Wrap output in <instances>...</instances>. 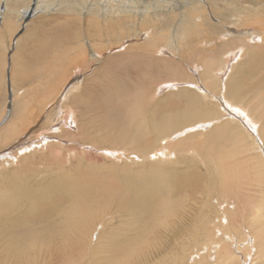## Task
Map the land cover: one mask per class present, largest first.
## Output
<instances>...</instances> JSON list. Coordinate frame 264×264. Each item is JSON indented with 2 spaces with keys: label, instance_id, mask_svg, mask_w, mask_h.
Returning a JSON list of instances; mask_svg holds the SVG:
<instances>
[{
  "label": "bare ground",
  "instance_id": "6f19581e",
  "mask_svg": "<svg viewBox=\"0 0 264 264\" xmlns=\"http://www.w3.org/2000/svg\"><path fill=\"white\" fill-rule=\"evenodd\" d=\"M3 1L5 2L6 6L10 10V11L6 10V8H5L6 14L8 12L12 13L13 10H16V8L17 9L20 8V6L25 4L26 7L21 12L23 15V19L27 18V15H30V13L36 14L38 11H42V8H43L42 6H40V2H42L43 0H3ZM88 1L89 0H82V1L65 0L62 3L63 7H61V9L67 13H80L81 15H92V16H97L100 19V22L98 23V25H94L97 28L94 26H91L88 29V32L90 31L89 34H87L86 32L84 33V34H86V36L87 35L88 36L90 35L89 37H91L92 35L93 36H99L101 34L99 24H103L102 27L105 28V30H106V35H105V33H103V36L107 37V35H108L107 31L112 30V28H115V31H113V35H112L111 39L115 38V40H116V38H117V39L121 40V38H123V37L139 36L140 39H142L143 41L145 40L143 47H141L140 44L139 45H130L129 44L130 45L129 49L131 48V50H133V51L134 50L135 51L136 50L137 51L149 50V51H152L150 53H152V54L155 53L154 54L155 56L156 55L158 56L159 54H162V55L166 54L167 49L171 50L173 47H175L176 43H179L181 45L184 43H187V46L190 47L191 44H189V42H190L192 35L200 36L201 34H205L206 36H208V34L211 31L216 30L218 28V25H219V23L213 24L212 23L213 19L215 20L218 17L219 18L218 22H222L221 20H223L224 22L229 20V19H227V20L224 19V18L229 17L227 10L235 11V12L240 13V14H245L242 17V21L238 20L237 22H233V23H237V25L241 28L235 29L234 30L235 32H233V33L232 32L227 33L228 36L226 38L222 39V41L220 42V43H222L223 41H225V44L229 45L231 42L233 43L234 41H237L236 42L237 45L234 48H232L231 50H227L226 52L223 51L224 46H222L221 44H220L221 47L217 45V48H214L216 54L219 57L221 56L222 53L223 54L227 53V56H228L227 59L224 60L225 62H227V64L225 65V67L223 69H221V72L218 73V75L221 76V78H219V80L212 78V76H214V71L219 70L217 63H214V64L209 65V66H211L210 69H206L208 71V73H210V76L206 79L207 80L206 84H208V85L197 84L198 89L202 91V94L205 97L208 96L207 95L208 92H211V89H212L211 87H214V88L220 87L221 89H219L218 91L221 92V94L213 96V98L216 99L217 101H220L221 103L220 102L217 103V102H208L207 101V104L206 103L203 104L201 102V97L198 93L184 92V95L190 96L191 98L194 99V101L192 102V104L189 108L176 111L175 109H172L173 103L169 104L167 102L165 103L162 101H157L156 104H158V109L151 108L148 111V113L146 112L147 113L146 115H148L149 119H155L157 116L161 117L160 120L158 121V123L154 124V121L151 122V125H149L151 127V129L144 130L145 126L149 123L148 120L138 119V121L136 123L135 119H132L131 123L134 122V125H135L136 130H137V131H135V132H137V135H136L137 137L135 139H131L129 141L127 139V140L122 141V142L119 140L120 143H118L116 140H114V141L113 140H107L108 144L111 147L115 148L114 151H110L109 149H107V152L109 151L110 154H115V153L124 154L121 151L122 147H119V146H124V147L128 148V150H129L128 156H129V160L131 161L130 166L128 165L126 167H122L121 169L116 168V169H114V174H113L114 176H119V175L123 176V179L125 181V183H124L125 192L124 193L126 194V192H127L129 195L128 196L129 199L126 198L127 196L125 195V198L127 199L128 205L126 206V205L122 204L120 206L119 203L121 204L123 202H118L117 206L118 207L120 206L121 208L115 209L114 208L115 206H114L113 212L112 213L110 212L111 214H108L109 211L106 208V210L108 211V213L106 215L107 218H105L103 216V221H108V219L110 218L109 219V220H111L110 222L114 221V219L116 217L119 218V221L121 223L117 227H115V228L113 227V228L116 229V231H119L120 234H122V236L126 235L127 233H130L127 235H131V237L129 239H128L129 236H127V237L124 236V238H125L124 240H126V241L129 240L127 242L124 241L125 243L124 242L122 243L121 241H116V240L112 243L114 248H115L114 250L116 252L115 251L113 252L111 259L108 258L110 256L104 257V258H101V257L99 258L97 256L94 257V255L91 254V252H94V251H92L93 249H90L91 244H92L91 243L92 240L89 239V240H91L90 242H88L89 240H87V242H85L86 240H83L84 235H85V238L87 237L86 235H89V233H87V232L91 230L90 227H92V226H90V225L95 223L94 221H95L96 217L98 216L97 213L94 212L96 210H93L95 203L98 204L96 199L94 200L93 194L95 193V195L100 197V198L104 197V195L107 193V190L106 191L104 190L106 187H98V188L94 187L95 192L92 194L89 185H87V183H86L87 180H86V182L85 181L83 182V181L70 180L69 178L72 179V177H73V176L71 177L70 174L67 176L65 174L60 175V176L54 175V177H50L46 181L30 187L28 183L18 182V180L15 176L18 171L14 170L12 172H8L7 174H8V179L10 182L9 187L7 190L0 192V264H51L50 259L46 258L49 255L48 249L53 248V246L58 242L59 236L62 238L63 237L66 238V240L67 239L70 240L71 244H73V243L79 244L77 246H80V244L84 245L85 247H87V248H85L86 253L83 254L80 252V254H82V255L88 254L87 256H89V254H91L94 257L93 259L90 258L89 262L86 259H83L86 261L82 260V261L77 262L78 256H77V259H76V257L75 258L72 257V258H74V260L76 259L75 261L73 260L75 262L74 264H92L94 262H98L97 264H159L162 261V260H159V258L160 257L162 258V256L155 257L153 252L155 250L156 251L160 250L159 253L157 254V255H160V253H163V251L165 252V254H166V251H168V250L171 251L169 254H166V255H164V253H163L164 257L165 256L167 257L168 255L172 254V252H174V251H172L171 249H173L174 246L172 247L171 245H174L173 244L174 240L177 237L178 238L188 237L187 241L182 244V247H185L183 249L184 254H183L182 260L187 261V264L189 263L188 260H192L191 261L192 264L193 263L194 264H205V262H206V264H218V263L219 264H264V234L262 233V231L264 232V204L262 203V201L257 202L258 198H255L254 195L251 194L247 190V188H246L247 184L244 181L243 174L241 172H238L237 170H235V165L233 163H231V161L229 160L228 156H233L234 153H236V150H235V152H234V150L233 151L228 150V156H226L224 154L222 155L219 153H217V155L215 153L212 155L210 152H208L206 154L205 158H212L211 160L216 161L217 162V165H215V166H217L216 168L211 163L207 162L210 159L207 160L205 158H202L203 162H202V164H200L197 161L198 159H195L193 157L192 158L188 157V158H186L185 162L187 163L188 167L191 170L185 169L184 171H181V170H179L181 168L180 161H179V166H180V168H179L178 166H176V163L170 162L171 160L170 161L164 160V159H167L168 157L172 158L173 156L174 157L176 156L175 153L169 148L170 141H169V143H167L169 140L168 139L169 138L168 133L170 131H172L174 128L183 127L186 124L192 123L193 125H191V126H189L190 124L186 125L187 129L185 131H183L182 133L180 132L181 134H177L175 136V138H176V137L183 136V135L187 134V135L191 136V140H192L193 133H192V135H191V133L188 134L190 131H194V130L199 129V128L202 129V131H203V129H205L208 126H209V129H212L210 127L213 126L214 124L218 123L219 121L220 122L223 121L222 123H220L221 125L216 124L217 127L213 126V128H214L213 131L210 130L211 132H209V130H208L207 133L209 132V134L214 135L213 132L215 131L216 128H217V130H226L227 128L228 129H235V128H231L232 124H231V126H229V123L232 121L231 117L240 120L244 124V128L246 129V131H248L249 134L253 137V140L255 141V143H256V141L259 142V143H257L258 148L261 146L260 149L264 150V125L262 123V122H264V115L262 116V118L260 120H258L256 118V115L261 114V110L264 106V97H258V98L253 97L252 95L256 91L250 90L251 88L250 89L245 88V86H246L245 81H247V79L245 78L246 80H243V79H241L242 77H239L240 81L236 82L235 75L232 74L235 67L237 68V70H236V73H237L239 67H241V65L243 64V61L245 60L244 56L246 54L245 51L256 49L259 46V45L253 46L252 44H258V43H256L257 40H259V42H263V44H264V28H262L260 26L249 27L250 18H248L249 15H252L254 18L256 16H258V18L263 16V18H264V0H181V2H175L174 0H91L93 2V4H95L94 6H91L89 4L85 5ZM1 2H2V0H1ZM34 3L36 6L33 7ZM206 3H207V6H206ZM220 10H224V11H220ZM7 15H10V14H7ZM232 15L234 16L233 13H232ZM176 17H178L179 19L176 21L175 29L171 32H168V34L165 35V38L167 37V40L163 39L164 42L166 41L165 43H163L161 40V38L164 37V36H161L163 34H160V36H158L157 34H153L152 27L156 28L155 33L159 32L160 29H158V28H169V26L172 24V22L174 21V19ZM254 21H255V19H254ZM254 21L252 22V24L253 23L259 24L260 23V20H258L256 22H254ZM263 21H261V23ZM214 23H216V22H214ZM67 25L68 24H66V26ZM69 25H71V24H69ZM73 26H74V24H73ZM73 28H71V29H73ZM77 30H79V29H76V31ZM77 32H79V31H77ZM58 33H57V35H58ZM60 33H61V31H60ZM76 34H78V33H76ZM124 34H125V36H124ZM234 34H236V35L233 36ZM59 35L62 36V33ZM59 35H58V37L61 38ZM71 35H74V34H71ZM81 35L83 36V33H81ZM76 36L77 35H75V37ZM50 37H51V35H50ZM156 37L159 40L158 42L156 40ZM79 38H82V37H79ZM75 39L76 38H74V41H75ZM53 40L56 41V40H60V39H55V37H53ZM62 40H64V39L61 38V41ZM68 40H69V43L72 42V41L70 42V39H68ZM50 41H52V40H50ZM134 41H136V40H134ZM206 42H209V40H206ZM122 43H123V41H122ZM46 44H44V47ZM49 44H52V43H49ZM79 44H81V43H79ZM79 44L77 46H79ZM83 44H85V42ZM117 44H118V42H117ZM135 44H138V43L135 42ZM150 44H153V45L157 44L158 47L153 48V45H150ZM162 44L166 46V47L164 46L165 49H163ZM119 45L120 46H118V47L120 49H122V48L124 49V47H128V45H126V44L124 45V43L119 44ZM159 45L162 47V49L159 47ZM260 45H262V44H260ZM93 46L89 45V47L86 49H89L91 54L95 53V54H93L94 55L93 60L95 61V59L103 57L104 55H100L99 52L97 53L94 50ZM115 46H116V44H115ZM51 47H52V45H51ZM60 47H62V46H60ZM84 47H86V46L84 45ZM97 47H100V46H97ZM248 47H250L251 49H249ZM64 48H65V46H64ZM67 48H69V47H66V49ZM115 48H113V49H115ZM101 49H102V47H101ZM45 50H46V48H45ZM199 50L205 51L206 48H204L202 46ZM74 51L79 52V50H77V49ZM74 51L72 50V52H74ZM149 51H147V52H149ZM242 52H244V54H242ZM52 53H54V52H52ZM207 53H209V52H207ZM43 54L46 56L45 53H43ZM59 54L60 53H58V56H59ZM68 54H69V52H68ZM74 54H72V55L74 56ZM60 55H62V54H60ZM13 56H15V55H13ZM69 56H70V54H69ZM239 56H241L240 57L241 62L238 61L236 63V60H237V58H239ZM87 57L84 56L83 58H87ZM205 57H206V55H205ZM162 58H164V57H162ZM234 58H235V63L231 65ZM248 58H249V61L253 60V58L251 56H248ZM155 59H157V58H155ZM63 60H65L64 57L62 58V61H61L62 64L61 65H63L64 63H67V61H68V60L67 61H63ZM70 61H68V66L70 64L69 63ZM206 62L209 63V61H206ZM41 63H45V62L43 61ZM155 63H154V65H155ZM8 64L10 65V62ZM34 64H35V62H34ZM50 64L51 65L52 64L58 65V62L52 61ZM73 65H74V63H73ZM212 65H213V68L215 66L217 69L213 70ZM58 67L59 66H57V70H58ZM49 68H51V67H49ZM67 69H65V70L67 71ZM259 70H260V66H258L257 64H254V65H251V66L239 71L238 73L243 74L247 78H249L251 76L252 72H256ZM262 70H264V69H262ZM34 71H35V69H34ZM194 71L198 72L197 70H194ZM140 72H141V70L139 69V70H137L136 73L140 74ZM29 73H31V72H29ZM52 73H55V71ZM76 73H77V71H76ZM52 75H50L49 81H50V79L52 80ZM172 75H173V73H172ZM231 75H232L231 81H228L230 79ZM13 76L10 75V77H13ZM46 76H47V74H46ZM46 76H44V77H46ZM57 76L55 78H57ZM5 77H6V74H5L4 78ZM108 77H109V75H108ZM36 78H38V77L36 76ZM3 79H2V81H3ZM29 79H32V78H29ZM45 79H41V77H40L39 82L37 83V84H39V87L41 85V87H42L41 89H47V90H44V94L39 95L40 93L38 94V93H32L31 92L34 95V96H32V94L26 95L25 93H23L26 95V96H23V98L20 95L21 96L20 100L22 98V101L21 102L18 101V102H19V104H21V106L19 105L21 107V110L16 111L14 109L15 112L13 114H11V116L9 115L11 118L9 120L7 119L8 121L4 126L2 125L0 127V156L3 159L2 161H0L1 166H2V164H10V163L16 164L18 161V158L22 154L30 152L32 150L35 151L41 147H46V145L52 141V138H50L52 136L50 134L45 133V132H42L37 137L38 139L36 138L37 140H28L26 135H24L25 137L22 136L24 133L27 132V130L29 128H33L32 125L37 123L43 115H45V117L47 119L50 118V124L52 122H54V124L50 126V131L52 133H56V132H62L63 133L64 132V129L61 128L62 126L58 125L59 126L58 127L57 123L60 122V121H58L59 118L62 119V122L65 121L63 119L66 115H64L63 117L58 116L59 109L51 110L53 112V114H52V112H46L44 114V111H45L44 107H46L48 100H52V99L47 98V96H46L49 84L47 85ZM57 80H58V78H57ZM57 80H56V82H58ZM74 80H75V78H74ZM104 81H106V80H104ZM17 82L16 81L14 82L15 85ZM42 83L44 84L43 86L45 88H43ZM51 83L53 86L54 83L53 82H51ZM77 83H76V85H77ZM217 84H220V85H217ZM222 84H223V86H221ZM248 85H249V83H248ZM255 85H254V87H255ZM77 86L81 87V85H77ZM86 86H88V85H86ZM206 86H208L210 88L208 89ZM66 87L68 88V86H66ZM175 87H176L175 84H170V85L164 86V89L167 90V89H171V88H175ZM257 87H260V86H257ZM22 88H24V87H22ZM10 90L14 91V89H12V87ZM18 91H20V90H18ZM23 91H25V90L23 89ZM139 91H140V96L143 98V95H145V92H146V88L142 87L141 90L138 89V92H137L138 94H139ZM68 92H70V91H68ZM249 92H252V94H250ZM21 94H22V92H21ZM126 94L123 93L121 95V97L123 96L122 100L126 99L125 98ZM15 95H18V94H15ZM62 95H63V92H62ZM213 95H215V94H213ZM64 96H67V95L65 94ZM17 97L19 98V96H17ZM103 97H104V95H103ZM211 98L212 97H210V99ZM13 100H15V99H13ZM14 102L16 105L17 104L16 101H14ZM109 102H112V101H109ZM113 102H115V101H113ZM60 104H61V101L59 99V101L57 102V105H55V107L59 106ZM13 105H14V103H13ZM61 105L60 106L63 108V109L60 108L61 111L65 112V108L63 107V104H61ZM219 105H220V110L222 111V109H223L225 113H223V112L221 113L220 110H218L220 112H217L215 110V107H217V109H218ZM64 106H66V105H64ZM123 108L124 107H122V109ZM66 110H67V108H66ZM70 110L66 111L68 113V115L66 116V119H67L66 126L69 125L68 121H73L74 119H78L77 114L74 111H72V110L70 111ZM0 111L2 112V110H0ZM12 111H13V109H12ZM249 111L253 112L254 115L256 114L255 115V121L251 120V116L249 114ZM8 112H10V111H7V113ZM3 113H2V115H3ZM224 114L230 115L229 120L227 119V120L221 121L220 119H216L217 122L215 121V119L212 120V117H214L215 115L222 117V115H224ZM71 116H73V118H70ZM0 117H2V116H0ZM2 118H4V117H2ZM126 118H128V115ZM209 118H211L212 121H210ZM200 119L205 120V121L207 119H209V122L204 123V124H195L194 123V122H196V123L199 122ZM74 123H72V124L75 125ZM205 130H207V129H205ZM236 130H237V126H236ZM238 130H239V128H238ZM202 131H200V132H202ZM142 132L145 133V135H146V138H144V139H140L139 138L140 136H138V134L140 135V133H142ZM172 132L174 133V131H172ZM240 133L241 132L239 130L238 134H240ZM196 134H198V131H197V133H195V135ZM201 134H199V136ZM204 134H205V131H204ZM244 134H246L245 131H244ZM190 136H188V137L190 138ZM243 137H245V136H243ZM186 138L187 137H185V139ZM236 138H237V136L235 137V140L238 141V138L237 139ZM15 139H17V142L14 145H12V143ZM106 139H109V138H106ZM188 140H186V142ZM200 141H202V140H200ZM174 142H176V141H174ZM230 142H232V141H230ZM232 143H234V142H232ZM184 144H185V142H184ZM180 145H182V144H180ZM252 145H253V143H252ZM197 146H198V143H197ZM178 147H179V145H178ZM183 147H184V145H183ZM194 147H196V146H194ZM197 148L203 149L204 146L202 145V146L197 147ZM41 150H43V149H41ZM194 150H195V148H194ZM240 150H241V154L239 156H242L243 162L245 163V167L248 168L247 162L250 161V159L248 158L249 155H246V152H248V149L240 148ZM184 151H185V149H184ZM238 151H239V149H238ZM260 153H261V156L264 158V156L262 155V152H260ZM236 154H239V153H236ZM122 158H124V156H122ZM183 158H185V157H183ZM232 158H234V157H232ZM254 159H255V157H254ZM17 165H18V163H17ZM133 165L137 166V168H135ZM257 165H259V164L257 163ZM242 166L244 167V164H242ZM254 167H255V165H254ZM144 168H146V169H144ZM198 168H200L201 171H198L199 170ZM256 168H258V167H256ZM214 170L216 173L217 172L219 173V175H218L219 180L218 181L221 183V185L223 187L227 188V190L225 191V193H223V192L219 193L218 192L217 198L214 197V195L212 194V191L210 190V191H208V197L209 198L205 199V195L203 193V190H204L203 179L208 175L210 178L209 180L212 183L213 182L212 180L215 176ZM262 172L264 173V169L262 170ZM254 173H255V171H254ZM260 173H261L260 170L257 169L255 175H253V176H255L254 181H257L260 178V182L264 184V182L262 181L263 178L260 177ZM66 174H68V172H66ZM262 176H264V175H262ZM86 179H88V178H86ZM217 179H218V177H217ZM118 180H119V178H118ZM118 180H117V182H118ZM90 181H93V180L91 179ZM95 181H93V182L95 183ZM215 181H216V179H215ZM233 183H234V189L232 188ZM88 184H90V183H88ZM261 185H259V186H261ZM215 186H217V183L216 184L214 183L213 187H215ZM256 186H257V184H256ZM115 187H117V186H115ZM118 187H120V185ZM118 187H117V189H118ZM207 187H209V186L207 185ZM261 188H263V187H261ZM121 189H123V188H121ZM119 191H122V190H119ZM123 191H124V189H123ZM256 191H257V189H256ZM186 192L193 194V195H191L192 196L191 200H189L188 193H186ZM263 192H264V188H263ZM261 193H262V191H260V194ZM119 195H121V194H118V197L121 200L122 197ZM245 195L251 196L252 201L251 202L250 201L245 202L246 201V200L244 201ZM262 195H264V194L262 193ZM262 197L264 200V196H262ZM20 200H22L23 202L17 205L16 202H19ZM217 200H219V203L215 204V206L213 207V203H217ZM226 200H229L228 202L230 203V208H231V211H229L231 214L228 213V221L230 223L222 224V223H220L221 220L226 218L225 211H223L224 210L223 205L226 204ZM108 201H110V199H108ZM115 202L117 204V200H115ZM194 202H195V204H194ZM125 203H126V201H125ZM113 204H115V203H113ZM100 205H102V204H100ZM106 205H109V204H106ZM94 208H96V207H94ZM99 208H100V206H99ZM222 208H223V210H222ZM100 210H101V208H100ZM106 210H104V212ZM15 211L17 212L16 215H15ZM12 212H14L13 217L11 216ZM118 212H120V214H118ZM56 215H61L60 216L61 218L58 219L56 217ZM213 215L215 217H213ZM231 216H232V218H231ZM75 217H79L81 219H84V221H82V223H78V221L80 219L77 218L79 220L75 223L72 220V219L75 220ZM101 217H102V215H101ZM149 217H150V219H151V217H154V219L156 220L154 225L151 223L152 228L149 226L150 223H148ZM230 219L232 221H230ZM97 220H98V218H97ZM99 220L101 221V219H99ZM216 224H221L225 227H228L230 224V226L232 227L231 229H233V231L230 232V234H229L228 232H226L227 230L225 228L224 229L220 228L219 231L222 232L223 237L218 239V241H220V244H216V246H215L214 240H216V239L215 238L213 239L211 237L213 235L212 232H214V235H215L214 227ZM96 227L97 226L95 225L93 228H96ZM97 228H100V227H97ZM105 229H106V226H105ZM110 229H109V232L107 230L108 233H110ZM114 229H111V230H114ZM244 230H245V232H244ZM92 232L94 233V230L91 231V234H90L91 236L93 234ZM119 232H116V233H119ZM145 233H149V234H145ZM105 234H107V233H105ZM151 234H153L155 237L154 238L152 236L154 238L153 239L154 241L151 240V242H150V241L143 240L144 239L143 237H146V238L150 237ZM146 235H148V236H146ZM164 235H166L167 238L170 237V240L167 239L166 240L167 242L165 240H164L165 241L164 242L163 241L164 238H162V236L164 237ZM97 236H99V235H97ZM122 236L119 235V237H122ZM93 237H94V235H93ZM191 237H192V239L198 238L199 239L198 241L201 240V242L196 244V245L200 246V250L198 248H194L192 250V252L196 251V253H193V255L189 258V256L187 257V254L189 251V245L191 243L190 242ZM104 238H106V237L104 236L101 239V241H103ZM150 239H152V238H150ZM64 240L65 239H63V241ZM97 240H99V239H97ZM134 240H137L136 241V244H137L136 248H138V249L134 250L135 252H133V248H130L131 247L130 245H133ZM226 240H231V241L235 240L234 245L238 246L239 249L237 251L234 248L232 250L230 248L231 253L227 254L223 260H220L221 258H218L215 255V253L217 252L219 247L228 243ZM93 241H94V239H93ZM193 241L195 242V240H193ZM108 242H110V241H108ZM152 242L155 245H152ZM70 243H69V241H67V245ZM86 243H90V244H88V246H86ZM98 243L100 245L101 242L98 241ZM232 243H234V242H232ZM93 244H96V242ZM100 246L103 249L106 248V246H104L105 248L102 247V245H100ZM109 246H108V249H109ZM152 246H154V249L151 251V249H149L148 247H152ZM170 246L172 248H170ZM177 246H178V244H177ZM177 246L175 248H177ZM70 247L74 248L76 246H74V244H73V246L70 245ZM97 247H99L98 244H97ZM133 247H134V245H133ZM178 247L180 248V246H178ZM216 247H217V249H216ZM79 248H77V249H79ZM101 248H100V250H101ZM147 248L150 251H148ZM67 249H70V248H67ZM81 249H83V247H81ZM95 249H96V247H95ZM203 249H204V251H203ZM46 251H47V253H46ZM68 251L69 250H67L66 252H68ZM73 251H75V249ZM77 251H79V250H77ZM97 251L99 253V250H97ZM236 251L238 252V254H236ZM149 252H150V254H149ZM179 252H178V255H179ZM104 253L105 252L103 250L102 255ZM94 254L96 255L95 252H94ZM106 254H108V252ZM221 254H223V252ZM65 255H67V254L65 253ZM98 255H101V254H98ZM108 255H110V254H108ZM152 255H154V256H152ZM175 255L176 254H174V256ZM217 255H218V252H217ZM223 255H222V257H223ZM69 256H70V254H69ZM50 257H52V256L50 255ZM171 257L168 259L166 258L168 260V262H169V260L171 261ZM53 258H51V260ZM81 258H79V260ZM178 258H180V257H177L175 259H178ZM195 258H198V259L196 260ZM241 258H242V260H241ZM73 261H72V263H73ZM241 261H242V263H241ZM69 263H71V262H69Z\"/></svg>",
  "mask_w": 264,
  "mask_h": 264
},
{
  "label": "rangeland",
  "instance_id": "374dc122",
  "mask_svg": "<svg viewBox=\"0 0 264 264\" xmlns=\"http://www.w3.org/2000/svg\"><path fill=\"white\" fill-rule=\"evenodd\" d=\"M63 1H65V0H43L42 2H40V6L43 7L42 11H38L36 14L30 13V15H27V18L23 19V15L21 12L25 9V7H26L25 4L20 6V8H18V9L16 8V10L12 9L13 10L12 13L7 11L8 12L7 14H10V15H7L6 10H9V8L6 6V4L3 0H2V2L0 0V2H1L0 3V91H1L0 92V110H2V112L0 111V113H1L0 116L4 117V118L0 117L1 118L0 119V127L2 125L4 126L7 123V121L11 118L10 117L11 114H13L15 112V110L16 111L21 110V107H20L21 104H19V102L22 101L23 96H26V95L32 94V93H38V94L40 93L39 95L44 94V90H47V89H41L42 88L41 85L39 87V84H37L39 82L40 77H41V79H45V78L47 79V80L45 79V81H46L47 85L48 84L49 85H48V91H47L46 96H47V98L52 99V100H48L46 107H44V109H45L44 114L46 112H52L51 110H53V109H55V110L59 109L58 116L63 117L64 115L67 116L68 113L66 111L71 109L78 116V119H74L73 121H68L70 126L69 125L66 126V123H67L66 122L67 121L66 116L64 117L63 120H65V121H63V122H62L61 118L58 119V121H60V122L57 123V126L58 125L62 126L61 128L64 129L63 133L62 132L52 133L50 131V126L53 125L54 122H52L50 124V118L47 119L45 117V115H43L44 117L42 116L37 123L33 124L32 125L33 128H29L27 130V132L24 133L22 136L26 135L28 140H37L38 139L37 137L42 132H45V133L50 134L52 136V137H50V138H52V141L50 143H48L46 145V147H41L35 151L32 150L30 152L22 154L18 158V161H17L18 165H17V163L16 164L15 163L2 164V166H3L2 167L0 164V192L8 189L10 182H9L7 173L12 172L14 170L18 171L17 174L15 175L18 182L28 183L30 187L35 186L36 184H40V183L46 181L47 179H49L50 177H54V175L60 176V175H64V174L66 176L70 174L71 177L75 176L74 178L72 177V179L69 178L70 180L83 181V182L84 181L86 182V180H87L86 183H87V185H89L92 194L95 192L94 187H96V188L106 187L105 189L103 188L105 191L107 190V193L105 192L106 194L104 195V197L100 198V197L96 196L95 193L93 194L94 200L96 199V201L98 202V204L95 203L94 207H96V208L93 207V210H96L94 212L97 213L98 216L96 217V219L94 221L95 223L90 225V226H92V227H90L91 230L88 231L87 233H89V235H90L91 231L94 230L95 234L92 232L93 233L92 236L86 235L87 239L85 238V235H84L83 240H86L85 242H87V240H89V239L92 240V242H91L92 244H91L90 249H93L92 251H94L96 253V255H95L94 252H91V254L94 255V257L97 256L99 258L100 257L104 258V257L110 256L108 258L111 259L113 252L115 251L114 250L115 248H114L112 243L115 240L121 241L122 243L124 241L127 242L129 240H127V241L124 240L125 239L124 236H126V237L129 236L128 237V239H129L131 237V235H127V234H130V233H127L126 235L122 236V234H120L119 231H116V229H114L115 227H117L121 223L119 221V218L116 217L114 219V221L110 222L111 221V220H109L110 218L108 219V221H103V216L105 218H107L106 215H107L108 211H109L108 214H111L113 212L114 208L119 209V208H121L120 206L122 204H124L126 206L128 205L126 198H128L129 195L127 192H126V194L124 193L125 192V186H124L125 181L123 179V176L122 175L114 176L113 174H114V169H116V168L121 169L122 167H126L128 165L130 166L131 161L129 160V156H128L129 150H128V148H126L124 146H119V147H122L121 151L124 154H120V153L110 154L109 151L107 152V149H109L110 151L115 150V148L111 147L108 144L107 140H113V141L116 140L118 143H120L119 140L122 142V141H125L127 139H128V141L131 139H135L137 137L136 136L137 132H135V131H137V130H136V127L134 125V122L131 123L132 119H135L136 123H137L138 119L148 120L149 123L145 126L144 130L151 129V127L149 126V125H151V122L154 121V124L158 123V121L160 120L161 117L157 116L155 119H149L148 115H146V114L148 113V111L151 108L158 109V104H156L157 101H162L165 103L167 102L169 104L173 103L172 109H175L176 111L189 108L191 106L192 102L194 101V99L191 98L190 96L184 95V92L198 93L201 97V102L203 104H205V103L207 104V101L219 103L220 101H217L216 99H214L213 96L221 94V92L218 91L219 89H221L220 87H216V88L211 87L212 88L211 92H208V94H207L208 96L205 97L202 94V91L198 89L197 84L208 85V84H206V82H207L206 79L210 76V73H208V71L206 69H210L211 66H209V65L214 64V63H217L219 70H215L217 68L215 66L213 68V65H212L213 70H215L214 76H212V78L216 79V80H219V78H221V76H219L218 73H220L221 69H223L225 67V65L227 64V62H225L224 60H226L228 56H227V53H225V54L222 53L221 56L219 57L216 54L214 48H217V45L220 47L222 45V46H224L223 51L226 52L227 50H231L232 48H234L237 45V43H236L237 41H234L233 43L231 42L229 45H226L225 41H223L222 43H220V42L222 41V39H224L228 36L227 33H229V32L233 33V32H235L234 31L235 29L241 28L237 25V23H233V22H237L238 20L242 21V17L245 14H240V13H237L235 11L227 10L229 17L224 18V19L225 20L229 19V20L225 21V22L223 20H221L222 22H218V20H219L218 17L215 20L213 19L212 23L213 24L219 23V25H218V28L217 29L215 28L216 30L211 31L208 34V36H206L205 34H201L200 36L192 35L190 42H189V44H191L190 47L187 46V43H184L182 45L179 43H176L175 47H173L171 50L167 49L166 54H163V55L159 54L158 56L157 55L155 56L154 55L155 53L152 54V53H150L152 51H149V50H147V51H149V52H147L145 50H143V51H137V50L135 51L134 50L133 51V50H131V48L129 49L130 45H139L140 44L141 47H143L145 40L143 41L142 39L139 38V36H129V37L121 38L124 45L126 44V45H128V47H124V49L123 48L120 49L118 46H120L119 44H123L122 41L117 39V38H116V40H115V38L111 39V37L113 35V31H115V28H112V30H108L107 31L108 35H107V37H105V36H103V33H105V35H106V30H105V28L102 27L103 24H99L100 33H101L99 36H93L92 35L91 37H89L90 35L89 36L87 35L88 36L87 37L86 34H84V33L86 32L87 34H89V32H90V31L88 32L89 27L94 26V25H98V23L100 22V19L97 16H92V15H81L80 13H67L61 9V7H63L62 6ZM72 1H75V0H72ZM77 1H82V0H77ZM174 1L175 2H181V0H174ZM87 4H89L91 6L95 5V4H93V2L91 0H89L85 5H87ZM34 6H36L35 3L33 4V7ZM206 6H207V3H206ZM5 8H6V10H5ZM220 11H224V10H220ZM232 13L234 14V16L232 15ZM248 18H250L249 27L260 26V27L264 28L263 16L260 18H258V16H256L254 18L252 15H249ZM178 19L179 18L176 17L174 19V21L172 22V24L169 26V28H158L160 30L157 33H155L156 28L152 27L153 34H157L158 36H160V34H163L161 36H164V37H162L161 40L163 43H165L166 41L164 42V40H163V39L167 40V37L165 38V35L168 34V32H171L175 29L176 21ZM254 19H255V21H254ZM258 20H260V23H261V21H263V22L261 24L260 23L259 24L258 23L252 24L253 21L256 22ZM214 22H216V23H214ZM66 24H68V25L66 26ZM69 24H71V25H69ZM73 24H74V26H73ZM94 27H96V26H94ZM71 28H73V29H71ZM76 29H79V30H77L79 32H77ZM60 31L62 33V36L59 35V34H61ZM57 33L64 40L61 41V38L58 37ZM76 33H78V34H76ZM81 33H83L84 37L81 35ZM71 34H74V35H71ZM50 35H51V37H50ZM75 35H77V36L75 37ZM235 35L236 34H234L233 36H235ZM124 36H125V34H124ZM53 37H55V39H60V40L55 41V40H53ZM79 37H82V38H79ZM157 37H156V40L158 42L159 40ZM74 38H76L75 41H74ZM68 39H70V42L71 41L72 42L69 43ZM50 40H52L53 42ZM134 40H136V41H134ZM206 40H209V42H206ZM84 42H85V44H83ZM117 42H118V44H117ZM135 42L138 44H135ZM49 43H52V44H49ZM79 43H81L82 45ZM256 43H258V44H252V45L253 46L259 45L257 47L258 49L256 48L253 50L245 51L246 54L244 56L245 60L243 61V64L241 65V67H239L237 73H236L237 68L235 67L232 74L235 75L236 82L240 81L239 77H242L241 79H243V80L247 79V81H245V84L247 87L245 86V88L246 89L251 88L250 90L256 91L258 94L255 92L256 94L254 93L252 96L255 98H258V97H264V70H262V69H264V44H263V42H259V40H257ZM44 44H46L45 47H44ZM78 44H79V46H77ZM115 44H116V46H115ZM260 44H262V45H260ZM51 45H52V47H51ZM84 45L86 47H84ZM89 45H92V46L94 45L93 46L94 50L97 53L99 52L100 55H104V56L97 58L94 61L93 60L94 59L93 54H95V53L91 54L90 50L86 49L89 47ZM150 45H153V44H150ZM60 46H62V47H60ZM64 46H65V48H64ZM97 46H100V47H97ZM164 46L165 45H163V49H165ZM202 46L204 48H206L205 51L199 50ZM66 47H69V48H67L68 50L66 49ZM101 47H102V49H101ZM157 47H158L157 44L153 45V48H157ZM159 47L162 49V47L160 45H159ZM45 48H46V50H45ZM113 48H115V49H113ZM248 48L251 49L250 47H248ZM76 49L79 50L80 53L78 51H77L78 53L75 52L74 50H76ZM72 50L74 52H72ZM51 51L54 53H52ZM67 51L69 52L70 56H69ZM207 52H209V53H207ZM43 53H45L47 57ZM58 53H60L62 55L59 54V56H58ZM72 54H74V56ZM242 54H244V52H242ZM13 55H15V56H13ZM205 55H206V57H205ZM84 56H86V57L88 56V57L83 58ZM248 56H251L253 58V60L249 61ZM63 57L65 59L63 61H67V60L70 61L71 60L69 62L70 67L68 66V61H67V63H64L63 65H61L62 64L61 61H62ZM162 57H164V58H162ZM240 57L241 56H239V58H237L236 63L238 61L241 62ZM155 58H157V59H155ZM50 59L54 62L57 61L58 65H55V64L51 65L50 63L52 61ZM43 61L46 64L41 63ZM206 61H209V63H207ZM9 62H10V65L8 64ZM34 62L36 65L34 64ZM73 63H74V65H73ZM154 63H155V65H154ZM234 63H235V58L233 59L231 65ZM254 64H257L258 66H260V70L256 71V72H252V74L250 76L251 78L250 77L247 78L245 75L238 73L239 71H241V70H243V69H245L251 65H254ZM57 66H59L58 70H57ZM49 67H51L52 69ZM33 68L35 69L36 72L34 71ZM65 69H67V71ZM139 69L141 70V72H140V74H137L136 72ZM194 70H197L198 72H195ZM54 71H55V73H52ZM76 71H77V73H76ZM29 72H31V73H29ZM172 73L174 76L172 75ZM5 74L7 77V78L5 77L6 79L4 78ZM46 74H47V76H46ZM10 75L11 76L14 75V76L10 77ZM43 75L46 77H44ZM50 75H52V80L50 79V81H49ZM108 75H109V77H108ZM36 76L38 78H36ZM56 76H57L58 80H57V78H55ZM29 78H32V79H29ZM74 78H75V80H74ZM231 78H232V75L228 81H231ZM2 79H3V81H2ZM56 80L58 82H56ZM104 80H106V81H104ZM15 81L16 82L18 81L16 83V85L14 83ZM51 82L54 83L53 86H52ZM76 83H77V85H81V87L77 86ZM248 83H249V85H248ZM85 84L88 86H86ZM170 84H175L176 87L171 88V89H167V90L164 89V86H167ZM43 85L44 84L42 83V86ZM217 85H220V84H217ZM254 85H255V87H254ZM66 86H68V88ZM221 86H223V84ZM257 86H260V87H257ZM11 87H12V89H14V91L10 90ZM22 87H24V88H22ZM142 87L146 88V92H145V95H143V98L140 96V91H139V94L137 93L138 89L141 90ZM206 87L208 89L210 88L208 86H206ZM43 88H45V87L43 86ZM23 89L25 91H23ZM18 90H20V91H18ZM68 91H70V92H68ZM21 92H22V94H21ZM62 92H63V95H62ZM23 93H25L26 95ZM123 93H125V94L127 93L125 96V98H126L125 100H122L123 96L121 97V95ZM249 93L252 94V92H249ZM15 94H18V95H15ZM65 94L67 96H64ZM213 94H215V95H213ZM20 95L22 96L21 100H20V97H21ZM103 95H104V97H103ZM17 96H19V98ZM32 96H34V95L32 94ZM210 97H212V98L210 99ZM13 99H15V100H13ZM59 99L61 101V104H63V107L65 108V112L61 111V109H60V108H62L61 104H60L61 106L59 105V106L55 107V105H57V102L59 101ZM14 101H16V103H17L16 105H15ZM109 101H112V102H109ZM113 101H115V102H113ZM13 103H14V105H13ZM64 105H66V106H64ZM220 105L218 106L219 107L218 109H217V107H215V110L217 112L221 111ZM122 107H124V108L122 109ZM66 108H67V110H66ZM12 109H13V111H12ZM218 110H220V111H218ZM7 111H10V112L7 113ZM222 112L225 113L223 109H222L221 113ZM2 113H3V115H2ZM52 114H53V112H52ZM249 114L251 116V120L255 121V115L256 114L254 115L253 112H251V111H249ZM127 115H128V118H126ZM263 115H264V106L261 110V114L256 115V118L258 120H260ZM229 116L230 115H228V114H226V115L224 114V115H222V117L215 115L214 117H212V120H214V119H215V121H216V119H220L221 121L227 120V119L229 120ZM70 118H73V116H71ZM209 119H210V121H212L211 118H209ZM209 119H207L206 121L200 119L199 120L200 123L199 122H197V123L194 122V123L195 124L208 123ZM231 119L233 122L231 121L229 123V126H231V124H232L231 128H235V129H228L227 128L226 130H217V128H216L215 131L213 132L214 135L209 134V132L213 131V129H214L213 126L217 127V125H221L220 123L223 122V121L222 122L219 121L218 123H216L217 125L214 124L213 126L210 127L212 129H209V126H208L205 128L207 130L203 129V131H202V129L199 128L200 130L196 129L194 131H190L188 134L191 133V135H192V133H193L192 140H191V136L187 135V134L175 138V136L177 134H181L183 131H185L187 129L186 125H189L190 123L184 125L183 127L174 128L172 130V131H174V133L172 131H170L168 133L169 134V136H168L169 140L167 143H169V141H170V143H169L170 146L169 145L168 146L175 153L176 156L175 157L173 156L172 158L168 157L167 159H164V160H169V161L171 160L170 162L176 163V166H178L179 168L181 166V168L179 170L184 171L185 169L191 170L188 167L187 163L185 162L186 158H188V157L189 158L193 157L195 159H198L197 161L200 164H202V162H203L202 158H205V156L208 152H210L212 155L214 153L216 155H217V153H219V154H222V155L224 154V155L228 156V150H230V151L234 150V152L236 150V153H239V154L234 153L233 156H228L229 160L231 161V163H233L235 165V170H237L238 172H241L243 174L244 181L247 184V186H246L247 190L251 194H253L255 198H258L257 202L262 201V203L264 204V200L262 197V196H264V195H262V193L264 194V192H263V188H264L263 185L264 184L260 182V178H259V180L254 181L255 176H253V175H255L256 170L259 169L261 172L260 177L263 178L262 181L264 182V176H262V175H264V173L262 172V170L264 169V166H263L264 165L263 164L264 158L261 156V153H260V152H262V155L264 156V150L260 149L261 146L258 148L257 143H259V142L256 141V143H255V141L253 140V137L249 134L248 131H246V129L244 128V124L240 120L235 119L233 117H231ZM72 123H74L75 125H73ZM262 123L264 125V122H262ZM191 125H193V124L191 123L189 126H191ZM236 126H237V130H236ZM238 128L241 132L240 134H238L239 133ZM208 130H209V132L207 133ZM197 131H198V134L195 135V133H197ZM200 131H202V132H200ZM204 131H205V134H204ZM244 131L246 134H244ZM199 134H201L202 136L201 135L199 136ZM138 136H140L139 137L140 139L146 138V135L143 132L140 133V135L138 134ZM188 136H190V138ZM236 136L238 138V141L235 140ZM243 136H245L246 138ZM185 137H187V138L185 139ZM106 138H109V139H106ZM172 139L176 142H174ZM186 140H188V141L186 142ZM200 140H202V141H200ZM14 141H13L12 145H14L17 142V139H15ZM230 141H232L234 143H232ZM99 142L100 143L102 142V143L100 144ZM184 142H185V144H184ZM192 142L193 143L195 142V143L193 144ZM196 142L198 143V146H197ZM252 143H253V145H252ZM180 144H182V145H180ZM178 145H179V147H178ZM183 145H184V147H183ZM202 145L204 146L203 149L197 148V147H200ZM194 146H196V147H194ZM194 148H195V150H194ZM240 148L248 149V152H246V155H249L248 158L250 159V161L247 162L248 168L245 167V163L243 162L242 156H239L241 154ZM41 149H43V150H41ZM184 149H185V151H184ZM238 149H239V151H238ZM122 156H124V158H122ZM183 157H185V158H183ZM232 157H234V158H232ZM254 157H255V159H254ZM205 159H207V160L210 159L209 161H207V160L206 161L211 163L215 168L217 167V166H215V165H217V162L211 160L212 158H205ZM2 160L3 159L0 156V161H2ZM179 161H180V166H179ZM257 163L259 165H257ZM242 164H244V167L242 166ZM254 165H255V167H254ZM133 166L135 168H137V166H135V165H133ZM256 167H258V168H256ZM144 169H146V168H144ZM198 169H197L198 171H201L200 168H198ZM253 170L255 171V173ZM66 172H68V174H66ZM214 172H215V170H214ZM214 174H215V176L212 180L213 181L212 183L209 180L210 178L208 175L203 179V182H204L203 193L205 195V199L209 198L208 197V191H210V190L212 191V194L216 198H217L218 192L219 193L220 192L225 193V191L227 190V188L223 187L221 185V183L218 181L219 180V176H218L219 173L215 172ZM216 176L218 177V179ZM86 178H88V179H86ZM118 178H119V180H118ZM89 179L90 180L92 179L93 181L96 180V181L94 183L93 181H90ZM215 179H216V181H215ZM117 180H118V182H117ZM88 183H90V184H88ZM214 183L215 184L217 183V186H215L216 188L213 187ZM206 184L209 187H207ZM256 184H257V186H256ZM119 185H120V187H118ZM232 185H233L232 188L234 189V183ZM259 185H261V186H259ZM115 186H117L118 189ZM258 186L260 188L263 187V188H261L262 190ZM121 188H123L124 191ZM256 189H257V191H256ZM119 190H122V191H119ZM260 191H262L261 194H260ZM186 193H188L189 200H191V198H192L191 195H193V194H190L189 192H186ZM118 194H121L119 196L122 197L121 198L122 201L119 199ZM125 195L127 196L126 198H125ZM107 198L110 199V201H108ZM115 200H117V204H116ZM125 201H126V203H125ZM228 201L229 200H226V204L223 205L224 210L222 208V210L225 211V216H226L225 219L221 220L220 223H222V224L230 223L228 221V213L231 214L229 212V211H231V208H230V203ZM244 201L245 202H248V201L251 202L252 197L245 195ZM22 202L23 201L20 200L19 202H16V204L18 205ZM118 202H123V203H121V204L119 203L120 206L118 207L117 206ZM113 203H115V204H113ZM218 203H219V200H217V203H213V207L215 206V204H218ZM100 204H102V205H100ZM106 204H109V205H106ZM194 204H195V202H194ZM99 206H100L101 210H100ZM106 208L108 211L106 210ZM104 210H106V211L104 212ZM13 213L14 212H12V214H11L12 217H13ZM16 214H17V212L15 211V215ZM100 214L102 215V217ZM118 214H120V212H118ZM60 216L61 215H56V217L58 219L61 218ZM213 217H215V216L213 215ZM77 218H79V217H75V220L74 219H72V220L75 223L79 219L80 220L78 221V223H82V221H84V219H81V218L77 219ZM97 218H98V220H97ZM231 218H232V216H231ZM99 219H101V221ZM149 219H150V217H149ZM149 219H148V221H149L148 223H150L149 226L152 228V224L154 225L156 220L154 219V217H151V219H150L152 222ZM230 221H232V220L230 219ZM95 225L97 227H100V228H97V227L93 228ZM105 226H106V229H105ZM110 228L114 229L115 231L111 230ZM220 228H223V229L225 228L227 230L226 232H228L229 234H230V232L233 231V229H231L232 227L230 226V224L228 227H225L221 224H216L214 227L215 235H214V232H212L213 235L211 237L213 239L214 238L216 239V240H214L215 246H216V244H220V241H218V239L223 237L222 232L219 231ZM109 229H110L111 234L108 233ZM107 230H108V232H107ZM116 232H119V233H116ZM244 232H245V230H244ZM105 233H107L108 235ZM262 233L264 234L263 231H262ZM145 234H149V233H145ZM93 235H94V237H93ZM97 235H99V236H97ZM119 235L122 237H119ZM104 236L106 238H104L103 241H101V239ZM146 236H148V235H146ZM152 236L154 237L153 234H151V236L147 237V238L143 237L144 238L143 240L150 241V242H151V240L154 241L153 239L155 237L153 238ZM150 238H152V239H150ZM162 238H164L163 241L164 240L166 241L167 239L170 240V237L167 238L166 235H164V237L162 236ZM187 238L188 237H181V238L177 237V238H175L174 243H173L174 245H171L172 247L174 246L173 247L174 250L171 249L174 252H172V254L168 255L167 257L165 256L167 259L172 256L171 261L169 260V262H168V260L163 256V253H164V255H166V254H169L171 252L168 249H167L168 251H166V254L163 251V253H160V255H157L160 250H157L158 252L155 250L153 252L155 257L162 256V258L161 257L159 258V260H162L161 261V263L163 262L162 264H169V263L170 264H187V261L182 260V257L184 254L183 249L185 248V247H182V244L187 241ZM63 239H65V240L63 241ZM93 239H94V241H93ZM97 239H99V240H97ZM91 240H89L88 242H90ZM107 240L110 242H108ZM193 240H195V242ZM198 240H199L198 238H193V239H192V237L190 238L191 243L189 245V251H188L187 257L189 256V258H190L193 255V253H196V251L192 252V250L194 248H198L200 250V246L196 245L197 243L201 242V240L200 241H198ZM67 241H69V243H70V240H68V239L66 240V238H64V237L62 238L59 236L58 242L53 246V248L48 249L49 255L46 258L50 259L51 264H53V263L54 264H60V263L61 264H71L75 257L77 259V256H78L77 262L82 261L83 259H86L89 262L90 258H92V259L94 258L91 254H89V256H87L88 254H85V255L80 254V252L83 254L86 253L85 248H87V247H85L84 245L80 244V246L83 247V249L85 251L83 249H81L80 246H77L79 244H76V243H73V244L77 248L80 247L79 249H77L76 247H74V248L70 247V245L73 246V244L70 243L67 245ZM98 241L101 242L100 245H102V247L106 246V248L105 247H104L105 249L101 248ZM134 241H133L134 247H133V245H130L131 247L129 246L130 248H133V252H135L134 251L135 249H138V248H136L137 247V244H136L137 240H134ZM226 241L228 242L227 244L222 245L221 247L218 248V250H217L218 255H217V252L215 253V255L218 258H221L220 260H223L227 254H230L231 250L233 248L237 251L239 249L238 246L234 245L235 240H232V241L226 240ZM95 242H96V244H93ZM232 242H234V243H232ZM88 244H90V243H86V246H88ZM97 244L99 247H97ZM177 244H178V246H180V248L177 246ZM152 245H155V244H153V242H152ZM94 246L96 247L97 250H99V253L95 249ZM108 246H109V249H108ZM171 246H170V248H172ZM176 246H177V248H175ZM67 248H70V249H67ZM71 248L73 250L75 249V251H73ZM100 248H101V250H100ZM148 248L151 249V251H152L154 249V246L148 247ZM148 248H147V250L150 251ZM230 248H231V250H230ZM216 249H217V247H216ZM67 250H69V251L66 252ZM77 250H79V251H77ZM103 250L105 253L102 255ZM105 250L110 255L106 254L107 252ZM177 251L178 252L180 251L179 255H178ZM203 251H204V249H203ZM237 251H236V254H238ZM222 252H223V254L225 252L226 253L223 255V254H221ZM46 253H47V251H46ZM65 253L67 255H65ZM173 253L176 255L174 256ZM69 254H70V256H69ZM98 254H101V255H98ZM149 254H150V252H149ZM50 255L52 257H50ZM154 255H152V256H154ZM222 255H223V257H222ZM72 257H74V258H72ZM177 257H180V258L175 259ZM51 258H53V259L51 260ZM79 258H81V259L79 260ZM195 259L197 260L198 258H195ZM86 260H83V261H86ZM241 260H242V258H241ZM68 261L71 263H69ZM74 261L72 264L75 263ZM191 261L192 260H188V262H189L188 264H192ZM94 263L97 264L98 262H94ZM94 263H92V264H94ZM161 263H159V264H161ZM241 263H242V261H241ZM205 264H206V262H205Z\"/></svg>",
  "mask_w": 264,
  "mask_h": 264
}]
</instances>
